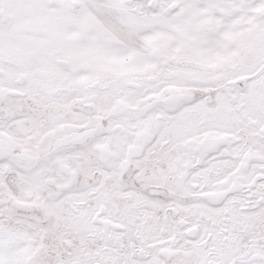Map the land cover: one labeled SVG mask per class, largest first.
<instances>
[{"label": "snow or ice", "instance_id": "1", "mask_svg": "<svg viewBox=\"0 0 264 264\" xmlns=\"http://www.w3.org/2000/svg\"><path fill=\"white\" fill-rule=\"evenodd\" d=\"M0 264H264V0H0Z\"/></svg>", "mask_w": 264, "mask_h": 264}]
</instances>
